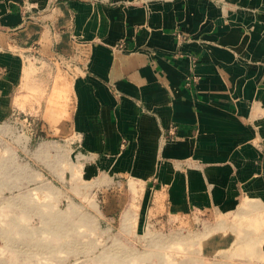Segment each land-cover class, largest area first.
Instances as JSON below:
<instances>
[{
  "label": "crops",
  "instance_id": "crops-1",
  "mask_svg": "<svg viewBox=\"0 0 264 264\" xmlns=\"http://www.w3.org/2000/svg\"><path fill=\"white\" fill-rule=\"evenodd\" d=\"M16 111L69 139L108 217L203 215L206 251L264 264V0H0Z\"/></svg>",
  "mask_w": 264,
  "mask_h": 264
},
{
  "label": "rangeland",
  "instance_id": "rangeland-1",
  "mask_svg": "<svg viewBox=\"0 0 264 264\" xmlns=\"http://www.w3.org/2000/svg\"><path fill=\"white\" fill-rule=\"evenodd\" d=\"M15 114L0 123V264H252L236 262L235 248L227 260L206 251L203 215L194 228L132 206L108 217V201L77 176L69 139L33 136L31 115Z\"/></svg>",
  "mask_w": 264,
  "mask_h": 264
},
{
  "label": "built area",
  "instance_id": "built-area-1",
  "mask_svg": "<svg viewBox=\"0 0 264 264\" xmlns=\"http://www.w3.org/2000/svg\"><path fill=\"white\" fill-rule=\"evenodd\" d=\"M14 114H15V113H13V115H12L11 117L16 118L17 116H14ZM15 115H16V114H15ZM73 149H74V148H73ZM75 149H76V148H75Z\"/></svg>",
  "mask_w": 264,
  "mask_h": 264
}]
</instances>
